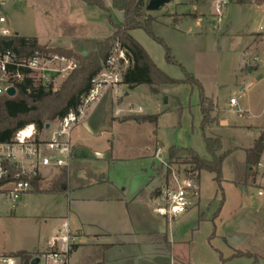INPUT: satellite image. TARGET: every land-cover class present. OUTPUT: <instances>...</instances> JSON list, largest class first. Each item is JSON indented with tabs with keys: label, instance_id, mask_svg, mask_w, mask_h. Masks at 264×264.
Returning a JSON list of instances; mask_svg holds the SVG:
<instances>
[{
	"label": "rangeland",
	"instance_id": "374dc122",
	"mask_svg": "<svg viewBox=\"0 0 264 264\" xmlns=\"http://www.w3.org/2000/svg\"><path fill=\"white\" fill-rule=\"evenodd\" d=\"M103 1L111 11L112 21L121 23L118 13L111 7V0ZM218 1L227 5L217 9ZM238 1L174 0L156 12H150L146 7L147 14L155 19V34L214 100L217 108L213 117L217 118L218 124L203 132L200 92L188 84L162 85L158 87L157 95L151 93L148 85L135 89L124 87L129 97L122 91L119 94L123 98L121 108L127 112L129 121L118 124L111 137L113 156L119 160L111 170V177L122 189L128 188L127 194L138 185L132 177L145 168L151 170L155 166V187L167 182L163 164L172 147L193 149L201 158L211 160L205 143V137H210L219 138L222 152L227 153L221 187L215 180L216 175L207 171H201V178L195 180L200 189V216L194 209L187 216L190 220L186 224L175 225L177 264L181 261L187 264H253L250 258H232L236 251L253 253L259 264H264V198L260 200L258 196L260 187L250 180L248 191L244 192L242 187L231 182L245 181V149L259 137L257 128L264 122V66L260 65L255 73L249 74L241 65L246 46L264 29V1L258 4H239ZM189 12L198 13L199 17L191 19L181 15ZM0 16L6 18L1 27L6 26L11 36L36 38L63 48L74 47L76 51H72L79 56H84V52L86 56L95 53L97 45L113 32L108 14L88 7L82 0L15 1L9 3ZM190 29L191 33H187ZM131 35L160 70L173 79H185L186 74L180 66L166 61V49L162 44L142 29L132 31ZM79 38L84 41L79 42ZM74 40L79 43L73 45ZM128 67L129 62L121 66L122 76ZM66 79L63 75L55 81L54 93ZM233 97L241 111L249 109L247 117L246 114L241 117L230 107ZM259 114L263 115L262 119L253 118ZM155 115H159L157 124L143 120ZM138 119L142 121L138 122ZM222 121L229 125H220ZM48 124L56 129L58 121L48 120L45 125ZM53 129H45L39 134L40 138L49 140ZM158 148L162 152L155 158ZM171 169L169 184L193 177L184 160L172 164ZM47 178L51 179L49 175ZM9 188L0 192V253L34 252L35 248L46 251L48 241L61 225L54 216L67 209L64 197L57 199L50 193L49 184L43 183L40 192L32 188L13 203ZM198 216L202 219L199 223L196 222ZM221 258L228 260L223 262ZM99 260L94 252L82 250L73 256L71 264H94Z\"/></svg>",
	"mask_w": 264,
	"mask_h": 264
},
{
	"label": "crops",
	"instance_id": "0c3cea01",
	"mask_svg": "<svg viewBox=\"0 0 264 264\" xmlns=\"http://www.w3.org/2000/svg\"><path fill=\"white\" fill-rule=\"evenodd\" d=\"M263 1L239 0L238 3L258 4ZM181 15L191 19L199 17L198 13L193 14L192 12ZM120 22H122L121 18ZM1 29L8 31L9 35L7 36H11L6 26L1 27ZM82 39L84 38H79V42L84 41ZM37 40L41 45L52 48L59 47ZM79 42L74 40L72 43L77 45ZM64 49L76 51L74 47ZM242 56L245 58L241 61V65L246 67L249 74L255 73L260 65L264 66V29L254 35L253 42L246 46ZM250 69L252 72L249 71ZM119 76L121 78L120 83L105 87L100 100L86 111L82 121L67 136L71 148V163L68 167H64L66 168V187L61 188L59 186L50 191L59 200L64 197L67 209L65 212H58L54 216L57 222H61V225L57 226L56 235L54 234L52 238L62 235L71 239L68 244L64 242L58 244L61 250L69 249L70 264L73 256L82 250L98 255L100 260L94 264H177L179 260L175 255V225L183 222L180 225L182 227L186 224L190 220L187 216L194 209L200 216L201 198L185 214L170 220L155 212L156 198L166 186L170 185L167 181L164 185H156L155 187L154 182L157 179L155 166L151 170L142 169L132 177V181L136 180L138 185L129 194H127V187L122 189L117 184L116 179H112L111 170L119 160L113 156L111 137H113L118 124L129 121L127 112L121 108V99L123 98L119 94L121 91L125 93V97H129L130 94L123 90L127 86L122 84V72ZM248 111L249 109L243 111L246 117L249 114ZM138 116L140 115H136V117ZM258 117L262 119L263 115L253 116V118ZM137 121L140 122L142 119ZM219 124L222 126L229 125L227 121H222ZM250 127L254 128L253 126ZM257 130L260 136L264 130V122ZM157 150L154 155L155 158L158 157ZM167 161L168 159H165V163ZM261 163L264 164V154ZM60 171L59 169L43 171L42 184L48 183L49 189H53V183L58 178ZM257 172L255 184L261 188L264 186V177L258 169ZM48 175L51 178L49 180ZM246 177L247 165L244 175L245 181ZM258 179L262 181L260 182ZM164 180L166 179L164 178ZM245 181L232 180L231 182L234 186H240L244 192H247V186L244 185ZM259 198L262 200L264 197L259 196ZM199 216L197 223L201 222ZM49 241L47 249H49ZM36 251L42 252L35 248L34 252ZM12 253L16 252L0 253V256H7ZM181 264L187 263L181 261Z\"/></svg>",
	"mask_w": 264,
	"mask_h": 264
},
{
	"label": "trees",
	"instance_id": "16d2710c",
	"mask_svg": "<svg viewBox=\"0 0 264 264\" xmlns=\"http://www.w3.org/2000/svg\"><path fill=\"white\" fill-rule=\"evenodd\" d=\"M82 1L89 7H95L107 13L113 30L112 35L100 42L95 53L89 56H79L76 52L69 49L50 48L46 45H41L36 38H27L20 35H0L1 52L11 51L20 58H30L37 52L45 55L58 54L74 59L78 63V68L67 75V79L56 93L52 90L53 85L48 87L35 86L31 80H27L24 84L18 86V93L15 97H0V144L11 142L19 131L31 124L35 125L37 133L40 134L46 129V121H60L71 112L77 111L82 97L92 88L93 78L103 70L117 45L125 52L126 59L129 62V67L122 76V84L130 89L148 85L153 95L159 93L158 87L162 85L188 84L192 87H197L200 92L201 127L203 132L218 124L217 118L213 117L216 109L214 100L206 95L202 83L185 71V68L173 56L168 45L155 34L153 29L155 19L147 14L146 11L149 0H112L113 10L123 14V20L118 24L112 21L111 11L106 7L103 0ZM138 29L144 30L151 38L164 46L166 49V61L169 64L180 66L186 74L185 79H173L156 66L146 50L131 35L132 31ZM10 41H13V45L11 47L6 46V43ZM44 110L49 111L45 112ZM158 119L159 115L143 118V120L153 124H157ZM205 143L211 155V160L201 158L193 149L172 147L169 150L168 161L163 164L166 168L164 178L168 181L172 172V164L184 160V164L189 166L188 173L193 174L196 171L213 173L216 175L215 180L221 187L223 182L222 168L227 153L222 152V142L219 138L205 137ZM245 153L247 177L244 185L248 186L250 180L254 184L257 179L258 165L264 154V130L252 146L245 149ZM10 170L12 173L16 172L14 166ZM59 170L61 171L53 183V189H50V191L59 186L61 188L66 187V168H59ZM29 180L32 187L37 192H40L42 177H34ZM223 202L222 200V204ZM219 213L220 210L216 213L214 219L218 217ZM200 220L202 221V219ZM11 255L19 257L22 264H30L36 252L18 251ZM245 257L252 259L253 264H259L258 257L253 253L236 251L232 256V258ZM221 259L223 262L228 260Z\"/></svg>",
	"mask_w": 264,
	"mask_h": 264
},
{
	"label": "built area",
	"instance_id": "2783aa9c",
	"mask_svg": "<svg viewBox=\"0 0 264 264\" xmlns=\"http://www.w3.org/2000/svg\"><path fill=\"white\" fill-rule=\"evenodd\" d=\"M15 1L23 0H0V13L9 3ZM225 5L227 3L224 1L217 2L218 9ZM4 23L6 18L0 16V33L7 36L8 31L1 29ZM123 64H128V60L125 52L117 45L103 70L93 78L92 88L82 97L77 111L71 112L58 121L56 129H53L51 125L49 130L53 129V132L49 140H42L36 127L29 125L19 131L11 142L0 144V192L10 186L8 190L10 200L16 203L32 190L29 179L43 177V171L47 169H59L70 165L71 148L67 136L82 121L86 111L100 100L105 87L120 83V68ZM77 68L76 60L58 54L45 55L37 52L30 58H20L11 51H0V97L8 96L7 90L12 87L18 93V86L27 80H31L35 86L48 87L58 78L67 76ZM230 106L241 117L244 116L245 113L239 109L237 99L232 98ZM161 152L162 150L158 149L157 156ZM13 166L16 168L15 173L10 170ZM263 170L264 164L260 162L258 171L264 177ZM191 175L193 177L170 184L160 192L156 198L157 207L155 208L159 216L171 220L185 214L196 201H199L200 191L195 180L199 178L200 172L196 171ZM258 195L264 197V186L260 188ZM70 241L68 236H55L49 241V249L42 252L36 251L33 259L38 258V264H70L69 249L61 250L58 247L60 242L68 244ZM0 264L22 263L19 257L1 255Z\"/></svg>",
	"mask_w": 264,
	"mask_h": 264
},
{
	"label": "water",
	"instance_id": "95a60500",
	"mask_svg": "<svg viewBox=\"0 0 264 264\" xmlns=\"http://www.w3.org/2000/svg\"><path fill=\"white\" fill-rule=\"evenodd\" d=\"M174 0H149L148 5H147V10L150 12H156L159 11L162 7H164L165 5L171 3ZM119 17L123 20V14L122 13H118ZM13 45V41H10L8 43H6V46L11 47ZM84 56L87 55L86 52L83 53ZM250 72H252V70H249ZM16 89L15 88H9L7 90V95L8 97H15L16 96ZM140 121V120H139ZM51 128V125H46V130H49ZM39 263V259L35 258L32 260L31 264H38Z\"/></svg>",
	"mask_w": 264,
	"mask_h": 264
}]
</instances>
